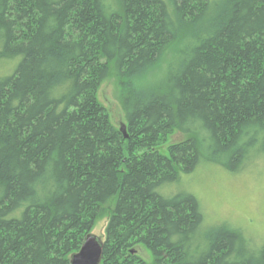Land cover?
I'll list each match as a JSON object with an SVG mask.
<instances>
[{"label":"trees","instance_id":"obj_1","mask_svg":"<svg viewBox=\"0 0 264 264\" xmlns=\"http://www.w3.org/2000/svg\"><path fill=\"white\" fill-rule=\"evenodd\" d=\"M260 142L264 0H0V264H70L105 216L102 264H264L171 190Z\"/></svg>","mask_w":264,"mask_h":264},{"label":"rangeland","instance_id":"obj_2","mask_svg":"<svg viewBox=\"0 0 264 264\" xmlns=\"http://www.w3.org/2000/svg\"><path fill=\"white\" fill-rule=\"evenodd\" d=\"M167 65L163 67L166 69ZM119 94L114 76L102 83L98 93L110 119L120 130L126 119ZM183 138L176 131L161 152L168 154V146ZM171 190L173 194L183 190L193 193L202 205L207 223L230 222L242 229L255 247L264 243V142L252 151L244 170L235 173L206 163L192 173L181 174ZM107 223V216L101 218L91 233L104 241Z\"/></svg>","mask_w":264,"mask_h":264},{"label":"water","instance_id":"obj_3","mask_svg":"<svg viewBox=\"0 0 264 264\" xmlns=\"http://www.w3.org/2000/svg\"><path fill=\"white\" fill-rule=\"evenodd\" d=\"M121 132L128 138L125 125H122ZM103 240L90 233L86 236L82 247L71 256L70 264H102Z\"/></svg>","mask_w":264,"mask_h":264}]
</instances>
